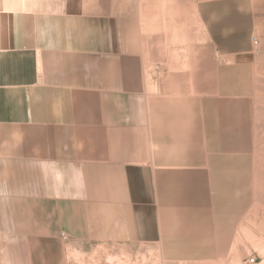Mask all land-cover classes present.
I'll list each match as a JSON object with an SVG mask.
<instances>
[{
	"label": "crops",
	"instance_id": "obj_1",
	"mask_svg": "<svg viewBox=\"0 0 264 264\" xmlns=\"http://www.w3.org/2000/svg\"><path fill=\"white\" fill-rule=\"evenodd\" d=\"M193 6L0 0V231L13 264H64L65 240L155 247L167 263L230 257L257 193L264 0ZM195 20L209 39L199 61Z\"/></svg>",
	"mask_w": 264,
	"mask_h": 264
},
{
	"label": "rangeland",
	"instance_id": "obj_2",
	"mask_svg": "<svg viewBox=\"0 0 264 264\" xmlns=\"http://www.w3.org/2000/svg\"><path fill=\"white\" fill-rule=\"evenodd\" d=\"M194 15L200 9V0H193ZM227 6V5H226ZM195 19L196 16H195ZM195 50L197 60H203L200 53L204 45H208V37L203 34L202 23L194 22ZM238 38V37H237ZM246 36H239L238 43H243ZM212 43V42H211ZM186 39H176L172 42L174 47H183ZM254 45V43H253ZM212 46L214 44L212 43ZM213 52V50H212ZM176 55L175 57H178ZM218 55L213 52L212 58L217 60ZM181 55L179 61H183ZM152 69L154 80L162 79L163 72L161 63L154 62ZM158 68V70H156ZM257 162V188L256 200L251 213L244 219L238 229L237 241L232 246L231 255L223 261L190 262V263H167L160 250L146 245H105L72 243L69 240L63 242L62 257L64 264H264V131L257 139L255 149ZM10 241H6L4 232L0 231V264H13L12 256L7 255V247ZM12 243L10 242V245ZM251 260H255L251 263Z\"/></svg>",
	"mask_w": 264,
	"mask_h": 264
},
{
	"label": "built area",
	"instance_id": "obj_3",
	"mask_svg": "<svg viewBox=\"0 0 264 264\" xmlns=\"http://www.w3.org/2000/svg\"><path fill=\"white\" fill-rule=\"evenodd\" d=\"M253 43H254V46H257L258 45V40L254 39ZM156 70H158V68H156ZM62 237H63L64 240L66 239L64 235H62ZM254 262H255V260H251V263H254Z\"/></svg>",
	"mask_w": 264,
	"mask_h": 264
}]
</instances>
